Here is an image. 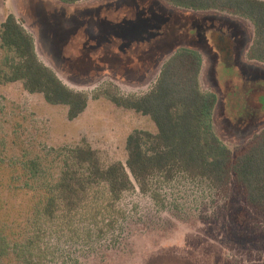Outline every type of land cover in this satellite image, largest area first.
Masks as SVG:
<instances>
[{"label":"rangeland","instance_id":"1","mask_svg":"<svg viewBox=\"0 0 264 264\" xmlns=\"http://www.w3.org/2000/svg\"><path fill=\"white\" fill-rule=\"evenodd\" d=\"M10 15L34 38L39 60L66 87L85 94L88 106L70 121L67 107L30 93L23 81L8 82L7 53L0 42L1 202L10 192L13 160L22 165L20 176L25 175L23 166L37 160V179L47 181L61 173L51 150L90 146L105 165H125L129 136L136 130L156 134L157 128L149 117L115 106L106 95L147 94L163 63L181 48L201 55V90L219 96L213 143L236 151L264 130V65L247 58L254 28L246 19L175 8L165 0H82L69 5L0 0V25ZM152 188L148 195L137 186L124 194L119 207L127 221L103 240L81 239L78 230L86 223L76 222L70 231L53 236L57 252L63 250L55 264H264V219L253 217L250 238L230 234L227 208L238 203L237 192L223 194L182 175L171 182L160 179ZM15 204L16 213L19 207L25 212L32 206L21 196ZM96 248L100 252L90 256Z\"/></svg>","mask_w":264,"mask_h":264},{"label":"trees","instance_id":"2","mask_svg":"<svg viewBox=\"0 0 264 264\" xmlns=\"http://www.w3.org/2000/svg\"><path fill=\"white\" fill-rule=\"evenodd\" d=\"M60 1L76 4L82 0ZM165 1L175 8L214 11L248 20L254 28V40L247 58L264 65V1ZM0 27L1 47L7 53L5 65L10 72L6 80L23 81L30 93L43 94L51 105L67 107L70 121L79 118L87 109L88 97L66 87L39 60L34 38L14 15ZM172 55L147 94L106 95L115 106L149 117L157 128L156 134L136 130L129 136L125 165H105L90 146L51 150L61 173L47 181L37 179V160L23 166L24 176H20V162L12 161L14 176L7 186L10 192L5 202L0 201V262L55 264L63 257V250L57 252L51 242L53 236L70 231L76 222L86 223L78 230L81 239L103 240L107 232L127 221L119 207L125 193L135 191L137 186L148 195L153 183L160 179L171 182L179 175L223 194L237 192L238 203L227 208L229 231L233 238H250L253 217L264 219V130L236 151L213 143V116L219 96L201 90V55L189 47ZM18 196L32 203L25 212L19 207L16 213ZM97 249L88 252L90 256L97 255L101 250Z\"/></svg>","mask_w":264,"mask_h":264},{"label":"flooded vegetation","instance_id":"3","mask_svg":"<svg viewBox=\"0 0 264 264\" xmlns=\"http://www.w3.org/2000/svg\"><path fill=\"white\" fill-rule=\"evenodd\" d=\"M53 1H55V2H57V3H61L60 0H53ZM62 3H63V2H62ZM230 39H231V38H230ZM230 48H231V46H230ZM234 63H235V62H234ZM235 65H236V64H235ZM238 67H239V68H242V67H241V62L238 63Z\"/></svg>","mask_w":264,"mask_h":264},{"label":"crops","instance_id":"4","mask_svg":"<svg viewBox=\"0 0 264 264\" xmlns=\"http://www.w3.org/2000/svg\"><path fill=\"white\" fill-rule=\"evenodd\" d=\"M58 4H60V5H69V4H65V3H62V2H61V3H58ZM113 26H114V25H113ZM139 30H140V29H139Z\"/></svg>","mask_w":264,"mask_h":264}]
</instances>
